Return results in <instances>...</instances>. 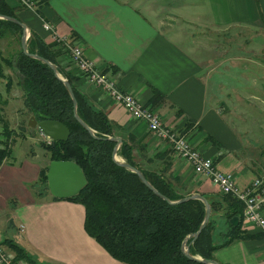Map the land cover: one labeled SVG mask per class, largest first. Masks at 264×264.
Listing matches in <instances>:
<instances>
[{
	"label": "crops",
	"instance_id": "0c3cea01",
	"mask_svg": "<svg viewBox=\"0 0 264 264\" xmlns=\"http://www.w3.org/2000/svg\"><path fill=\"white\" fill-rule=\"evenodd\" d=\"M5 1L27 26L28 37L36 35L59 52L60 66L74 76L88 101L107 115L115 135L134 145L135 160L142 167L162 174L185 192L207 199L222 195L207 175L195 173L144 121L132 117L81 74L63 45L53 39L54 33L81 45L83 55L114 78L120 89L151 106L217 168L231 172L239 187L256 177L264 179V76H251L248 82L242 73L237 74L240 79L233 77L229 64L246 69L239 65L249 57L227 56L218 61L200 56V51L189 48V38L181 31L184 26L192 32L245 27L262 37V45L264 0H33L32 7ZM167 15L175 19L167 21ZM44 23L53 30L45 29ZM15 43L12 36L0 38V140L7 137L4 128L11 129L10 148L13 136L33 131L27 126L31 114L23 104L20 75L7 63L16 51ZM28 153L26 158L38 156L34 149ZM49 162L46 150L35 162L16 160L12 149L1 161L0 243L25 264H123L85 232L81 204L55 199L49 189L41 194L35 191L32 184ZM218 223L223 228L220 218ZM241 229L244 238L217 249L215 260L264 264L263 233L243 220ZM12 243L32 261L18 257Z\"/></svg>",
	"mask_w": 264,
	"mask_h": 264
},
{
	"label": "trees",
	"instance_id": "16d2710c",
	"mask_svg": "<svg viewBox=\"0 0 264 264\" xmlns=\"http://www.w3.org/2000/svg\"><path fill=\"white\" fill-rule=\"evenodd\" d=\"M0 14L16 17L14 8L0 0ZM22 27L0 18V38L14 37L18 49L7 63L20 75L23 104L38 121L55 119L69 128L65 141L53 144L41 142L49 160H71L82 169L86 184L75 194L64 197L84 207L83 227L113 258L123 264H210L189 259L181 250L183 240L195 232L204 217L205 205L199 199H189L171 204L149 189L133 171L117 164L112 158L115 141L113 124L107 115L94 107L74 83V76L58 63V51L52 50L38 36L27 39V49L53 62L73 89L77 100V112L91 127L93 137L73 116L70 95L52 69L38 59L23 53L20 39ZM7 137L0 140V163L11 152V129L4 128ZM134 145L122 139L117 155L139 168L149 182L170 200L191 194L168 181L162 174L142 167L133 154ZM48 166L42 167L38 180L32 184L39 194L48 189ZM36 185V186H35ZM55 199L60 197L54 196ZM211 213L208 222L198 236L186 244L189 252L202 258L214 259V252L235 240L244 238L241 229L242 204L229 194L212 195L208 199ZM238 217V224L230 222ZM222 226H218V219ZM10 244V239H5ZM18 257L32 261L23 248L12 243ZM221 264V263H218Z\"/></svg>",
	"mask_w": 264,
	"mask_h": 264
},
{
	"label": "built area",
	"instance_id": "2783aa9c",
	"mask_svg": "<svg viewBox=\"0 0 264 264\" xmlns=\"http://www.w3.org/2000/svg\"><path fill=\"white\" fill-rule=\"evenodd\" d=\"M18 1L26 7H32L34 4L33 0ZM43 27L47 30H53L51 25L47 23H44ZM53 39L63 45L70 61L81 74L96 86L108 92L114 101L120 103L132 117L144 121L148 129L157 138L166 141L177 156L191 165L195 173L207 175L221 193L229 194L239 200L242 204V220L246 224L259 228L264 237L263 178L256 177L248 186L239 187L231 172H225L217 168L214 161L193 147L184 134L165 124L160 114L151 106L141 103L130 91L120 89L114 78L107 72L100 70L92 60L83 55L81 45L69 41L66 37H57L55 33ZM39 132L46 137L44 142L50 143L51 139L40 130ZM0 264H25V262L22 259L15 258L5 245L0 243Z\"/></svg>",
	"mask_w": 264,
	"mask_h": 264
},
{
	"label": "water",
	"instance_id": "95a60500",
	"mask_svg": "<svg viewBox=\"0 0 264 264\" xmlns=\"http://www.w3.org/2000/svg\"><path fill=\"white\" fill-rule=\"evenodd\" d=\"M0 18L6 19L9 21H12L22 27V35L20 39V44L21 48L24 54L38 59L41 62L47 64L53 71L54 75L62 81L64 86L66 87L70 98L72 100L73 104V116L74 118L85 128L87 131L92 135L93 137H97L95 135L94 130L89 127L85 121L81 119L77 112V100L75 98L73 89L71 87V84L67 78H65L61 73H59L57 66L48 60L47 58L37 54V53H31L27 49V38H28V30L27 26L21 22L18 18L12 17L9 15H4L0 14ZM27 126L30 127L31 129L38 128L41 132H43L47 137L51 139V144H53L55 141H65L69 137V128L63 124L62 122L55 120V119H42V120H37L33 115H31L28 120H27ZM108 138L114 140L116 143L113 147L112 150V158L113 160L133 171L136 173L139 177V179L149 188L151 189L156 195L161 197L162 199L166 200L167 202L174 204L178 202H183L189 199H199L201 200L204 205H205V213L203 220L199 226V228L187 235V237L183 240L181 250L184 253L186 257L192 260H197L205 263H210V264H218V262L214 259H207V258H202L197 255H192L189 252V246L186 244V241L188 238H191V241H193L198 234L201 232V230L205 227L206 223L209 220L210 213H211V206L208 201V199L203 196L200 193H192L185 195L182 198L176 199V200H170L167 196L162 194L160 191H158L150 182L149 180L145 177L143 172L137 168L131 165L130 163L122 160L121 158L118 157L117 155V150L119 148V145L121 144L122 138L117 135L109 136ZM47 186L50 191V193L56 197L64 198L71 196L75 193H77L87 182L86 177L81 169V167L74 161L71 160H50L49 165H48V170H47ZM230 222L233 225L238 224V217L234 216L230 219Z\"/></svg>",
	"mask_w": 264,
	"mask_h": 264
},
{
	"label": "rangeland",
	"instance_id": "374dc122",
	"mask_svg": "<svg viewBox=\"0 0 264 264\" xmlns=\"http://www.w3.org/2000/svg\"><path fill=\"white\" fill-rule=\"evenodd\" d=\"M166 19L167 21H172L175 19V16L169 17L167 15ZM181 31L189 38V44L191 45L189 48L193 50V52L195 51V53H199L200 51V56L205 55L206 58L210 57L218 61L227 56L238 57L239 55H244L249 57L247 61V58H245L242 64H240L241 61H239V66L246 69H239L229 64V66H231L229 72L233 77L235 75V77L240 79L241 76L237 74L242 73L243 81L248 82L251 76H264V44H260L262 43V37H259V34H256L251 29L233 26L224 29L217 28L216 30L206 28L204 31L192 32L191 27H188L187 30L184 26L181 28ZM193 34L198 36V38H195ZM18 47L16 42L15 49H18ZM240 49H243V51H240ZM236 62L237 61H234V63ZM245 76L247 80L244 79ZM251 90L252 89L248 87V93H250ZM248 100L250 101L251 98L248 97ZM251 102L254 104L257 103L253 99ZM26 131L27 133H25V135L13 136L14 139L11 142L12 157L18 161L29 159L30 161L38 162V160L42 158V152L45 150L41 146V142L44 141L46 137L42 136L39 129L36 128H34L32 132H30L29 129ZM0 138H3L2 134H0ZM31 149H34L38 156L26 158L28 157L27 153Z\"/></svg>",
	"mask_w": 264,
	"mask_h": 264
}]
</instances>
